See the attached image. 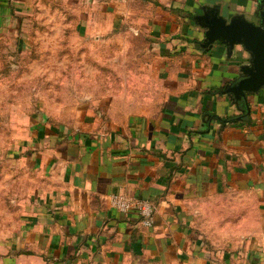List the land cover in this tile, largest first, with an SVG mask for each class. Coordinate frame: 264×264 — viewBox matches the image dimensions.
Here are the masks:
<instances>
[{"label":"crops","instance_id":"obj_1","mask_svg":"<svg viewBox=\"0 0 264 264\" xmlns=\"http://www.w3.org/2000/svg\"><path fill=\"white\" fill-rule=\"evenodd\" d=\"M54 1L111 61L96 51L79 66L94 92L71 125H35L22 142L36 179L0 264H215L207 220L245 240L264 234V95L247 109L225 92L250 55L204 48L199 21L216 10L257 24L260 0ZM41 6L0 0V24ZM116 193L152 203L153 226L111 208Z\"/></svg>","mask_w":264,"mask_h":264},{"label":"rangeland","instance_id":"obj_2","mask_svg":"<svg viewBox=\"0 0 264 264\" xmlns=\"http://www.w3.org/2000/svg\"><path fill=\"white\" fill-rule=\"evenodd\" d=\"M39 3L35 11L17 13L19 20L8 14L0 24V241L20 223L36 179L19 156L22 142L35 125H71L82 94L94 92L89 80H81L79 66L87 60L90 65L96 51L106 55L105 65L111 61L109 46L86 43L81 28L71 25L76 16L57 9L54 0ZM98 79L106 82L105 75ZM205 225L215 264H264V234L245 240L235 226Z\"/></svg>","mask_w":264,"mask_h":264},{"label":"water","instance_id":"obj_3","mask_svg":"<svg viewBox=\"0 0 264 264\" xmlns=\"http://www.w3.org/2000/svg\"><path fill=\"white\" fill-rule=\"evenodd\" d=\"M257 16V24L241 16L227 22L216 10H210L199 18L200 25L205 29L204 48L212 47L215 42L230 48L239 44L249 53L250 63L242 70L243 75L225 90L234 101H243L247 109L248 96L259 92L264 95V0H260Z\"/></svg>","mask_w":264,"mask_h":264},{"label":"built area","instance_id":"obj_4","mask_svg":"<svg viewBox=\"0 0 264 264\" xmlns=\"http://www.w3.org/2000/svg\"><path fill=\"white\" fill-rule=\"evenodd\" d=\"M109 204L119 213L136 215L142 227L150 228L153 226L155 210L149 201L116 193L109 196Z\"/></svg>","mask_w":264,"mask_h":264}]
</instances>
